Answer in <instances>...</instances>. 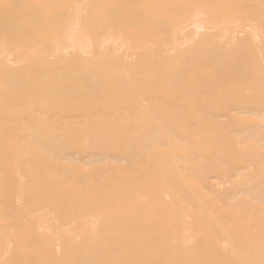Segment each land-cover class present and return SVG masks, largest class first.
<instances>
[{"label": "bare ground", "instance_id": "1", "mask_svg": "<svg viewBox=\"0 0 264 264\" xmlns=\"http://www.w3.org/2000/svg\"><path fill=\"white\" fill-rule=\"evenodd\" d=\"M0 264H264V0H0Z\"/></svg>", "mask_w": 264, "mask_h": 264}]
</instances>
